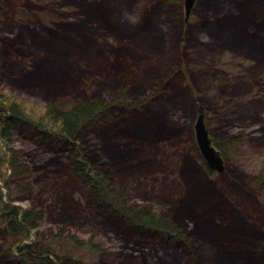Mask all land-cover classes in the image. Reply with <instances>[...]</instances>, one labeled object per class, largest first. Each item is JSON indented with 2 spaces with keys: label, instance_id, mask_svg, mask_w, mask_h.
Masks as SVG:
<instances>
[{
  "label": "rangeland",
  "instance_id": "1",
  "mask_svg": "<svg viewBox=\"0 0 264 264\" xmlns=\"http://www.w3.org/2000/svg\"><path fill=\"white\" fill-rule=\"evenodd\" d=\"M171 1L0 0V88L37 110L59 97L70 103L118 89L145 100L118 105L107 122L89 128L91 151L143 207L174 221L189 239L159 236L155 227L140 230L145 227L122 213L82 203L84 185L59 166L60 144L53 152L30 142L29 150L59 171L48 185L36 171L35 181L45 183L38 180L37 195L51 197L57 218L68 207L65 194L80 203L74 215L88 217L84 211L91 209L90 222L118 239L126 250L117 255L129 264H193L186 256L192 242L264 264V191L252 185L249 170L264 151V0H196L188 17L184 0ZM167 19L170 37L158 30ZM220 92L234 101L236 114L213 113L222 107ZM199 106L212 137L221 135L213 134L218 127L232 132L243 124L245 155L226 150L231 155L222 172L205 168L195 145ZM1 140L0 156L7 161ZM77 147L72 142L63 157ZM33 232L26 241H35ZM70 250L82 264H107L87 247Z\"/></svg>",
  "mask_w": 264,
  "mask_h": 264
},
{
  "label": "trees",
  "instance_id": "2",
  "mask_svg": "<svg viewBox=\"0 0 264 264\" xmlns=\"http://www.w3.org/2000/svg\"><path fill=\"white\" fill-rule=\"evenodd\" d=\"M171 22L167 19L158 26V30L166 37H170ZM2 78L0 75V87L4 85ZM217 99L222 106L213 109L217 118H221L228 110H234L236 114L234 101L229 96L220 92ZM56 100L46 102L45 106L37 110L30 108L27 104L29 102L7 94L0 88V138L8 156L7 161L4 155L0 156V264H82L80 257L70 254L73 247H87L90 251H96L105 258L107 264H129V261L117 255V252L126 250L119 245L118 239L103 235L99 227L91 223L95 222L91 219V209L90 212L84 211L85 215H90L86 219L74 215L70 209L69 213H62L58 220H52L53 201L48 205L39 199L38 185L45 183L39 179L40 183L35 181L39 175L36 171L42 173L45 182L50 178H47L49 175L54 178L59 171L54 162L46 163L42 160L43 155L38 152L33 154L34 149L40 145L57 152L54 144H60L58 153L62 157L59 166L68 169L84 185L82 203L100 204L109 213H122L128 220L145 227L140 230L148 231L150 227H155L159 236L169 233L171 240L179 238L183 234L180 226L143 207L115 177L111 165L100 153L91 151V139L87 135L89 128L107 122L118 105H143L145 100H132L130 94L120 89L107 95L89 96L70 103L61 97ZM207 122L209 125V120ZM242 125L232 132L227 130L226 125L215 129L213 134L219 132L221 135L213 137L214 143L224 157L231 155V151L229 154L226 151L230 149L237 152L238 156L245 155L242 143L246 134L241 129ZM27 129L38 135H35L36 140L28 139ZM72 142H76L79 147L67 151L63 157L65 149ZM31 145L35 148L29 150ZM68 152L73 155L69 156ZM258 155V158L250 162L251 183L258 190L264 191V151ZM71 163L73 168L70 169ZM204 166L212 171L206 162ZM38 167L43 169L36 170ZM15 201L28 202L27 207L22 208ZM73 202L74 207L80 206L76 200ZM68 205L71 207L70 203ZM32 232L36 235L35 241H26ZM179 239L183 242L189 236ZM66 244L70 246L67 248ZM190 244L192 254L186 253V256L193 264H246L245 258L235 260L215 245ZM64 247L67 249L66 254H63Z\"/></svg>",
  "mask_w": 264,
  "mask_h": 264
},
{
  "label": "water",
  "instance_id": "3",
  "mask_svg": "<svg viewBox=\"0 0 264 264\" xmlns=\"http://www.w3.org/2000/svg\"><path fill=\"white\" fill-rule=\"evenodd\" d=\"M196 0H184L185 13L188 17L191 10L195 5ZM205 108L199 106L197 119L195 120V136L196 142L199 147V152L205 159V162L211 167V169L216 170L217 172H222L225 170L226 165L224 157L221 152L215 147L213 143V138L210 134V129L206 124V112Z\"/></svg>",
  "mask_w": 264,
  "mask_h": 264
},
{
  "label": "bare ground",
  "instance_id": "4",
  "mask_svg": "<svg viewBox=\"0 0 264 264\" xmlns=\"http://www.w3.org/2000/svg\"><path fill=\"white\" fill-rule=\"evenodd\" d=\"M71 144V143H70ZM224 161H225V159H224ZM225 165H226V161H225ZM69 167H70V169L71 168H73V163H71V165H69ZM40 169H43V168H39L38 167V170H40ZM58 175V173L55 175V177L54 178H52L50 175L47 177V178H49L48 179V181H47V185L49 184V183H51L54 179H56V176ZM129 191V190H128ZM81 193V192H80ZM64 194H65V192H64ZM82 195V194H81ZM65 199H64V201H66L65 202V204L68 206L67 208H66V210H65V212L64 213H69L70 212V209H74L75 207L73 206V204H74V202L73 201H75V200H72V198H70V196H68L67 194H65ZM42 202H46V204H48V205H50L51 203H52V199H51V197L50 198H48L47 200H41ZM82 201H83V199H82ZM68 203H70V205H71V207L68 205ZM57 204L55 203V202H53V210H54V207L56 206ZM96 205V204H95ZM99 205V207H100V204H98ZM101 208V207H100ZM61 212V211H60ZM90 212V211H89ZM56 212H53V215L55 214ZM61 213H63V212H61ZM91 213V212H90ZM76 215H79V214H76ZM51 218H52V220H58L59 218H57V217H55V216H51ZM151 256H153V255H151Z\"/></svg>",
  "mask_w": 264,
  "mask_h": 264
}]
</instances>
